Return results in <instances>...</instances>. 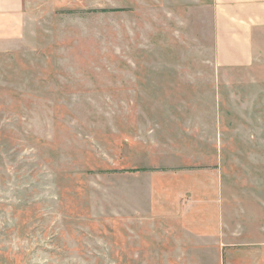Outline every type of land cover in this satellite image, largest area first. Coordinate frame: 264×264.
Masks as SVG:
<instances>
[{"label": "rangeland", "instance_id": "374dc122", "mask_svg": "<svg viewBox=\"0 0 264 264\" xmlns=\"http://www.w3.org/2000/svg\"><path fill=\"white\" fill-rule=\"evenodd\" d=\"M28 1L0 40V264H144L128 173L185 160L220 171L221 264H264V43L223 68L192 0Z\"/></svg>", "mask_w": 264, "mask_h": 264}, {"label": "crops", "instance_id": "0c3cea01", "mask_svg": "<svg viewBox=\"0 0 264 264\" xmlns=\"http://www.w3.org/2000/svg\"><path fill=\"white\" fill-rule=\"evenodd\" d=\"M27 2L0 0V40L21 37ZM192 7L210 22L213 65L252 62L264 43V0H192ZM191 161L128 173L129 261L221 264L227 248L221 174L215 165Z\"/></svg>", "mask_w": 264, "mask_h": 264}]
</instances>
